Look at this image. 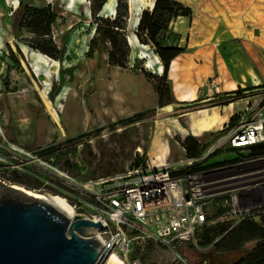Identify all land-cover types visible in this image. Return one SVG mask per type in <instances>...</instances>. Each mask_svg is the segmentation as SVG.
<instances>
[{"label":"rangeland","instance_id":"obj_1","mask_svg":"<svg viewBox=\"0 0 264 264\" xmlns=\"http://www.w3.org/2000/svg\"><path fill=\"white\" fill-rule=\"evenodd\" d=\"M28 1L34 0H0V39L1 35L13 39V13L19 9V2ZM44 1L38 3L43 5ZM55 1L56 11L62 15L61 2ZM150 1L127 0L130 12L126 34L132 51L126 69L108 64L107 52L100 54L101 64H98L99 56L86 57L96 33L93 18L86 14L89 3L83 6V15L65 13L54 26V37L63 48L64 58L54 61L28 52L23 69L12 73L9 89L3 81L7 76L6 65L13 62L7 46L0 50V180L43 195L49 201H62L70 207L78 203L79 208L70 210L74 216L95 217L96 211L80 208L86 199L85 185L90 181L117 178L135 169L185 157L180 131L186 128L194 132L198 122L212 129L220 126L230 112L240 118L237 124L264 114V90L245 92L230 107L224 104L234 96L229 99L224 93H209L201 97L202 90H198L192 101L182 102L175 97L170 77L174 103L159 108L156 82L142 72L159 75L158 55L152 44L141 43L137 36L138 18L142 11L150 10ZM19 36L28 35L23 31ZM135 36L140 43L137 40L133 49L131 41ZM178 42L167 39L165 44L178 45ZM12 46L16 50V41ZM215 63L213 57V64H206L219 72L225 86L227 68L225 64ZM197 64L200 66L199 61ZM47 103L58 120L48 110ZM213 107L223 108L208 110ZM192 112L196 113L188 116ZM227 126L229 123L224 129ZM217 137L218 133H205L198 139L209 144ZM261 210L260 214L253 211L245 218H230L205 228L198 237V254L215 264L236 262L258 243L255 239L260 234L258 230L264 229V207ZM224 215L225 211L216 210L213 219ZM214 226L226 228L215 237V242L227 244V249L233 246L242 249L224 253L212 246L203 247L201 241L207 229ZM244 237L248 240L242 241ZM191 247L195 248L192 244H184L178 251L137 247L130 258L141 256L145 264H172L181 255L182 264H196L201 260L193 256Z\"/></svg>","mask_w":264,"mask_h":264},{"label":"built area","instance_id":"obj_2","mask_svg":"<svg viewBox=\"0 0 264 264\" xmlns=\"http://www.w3.org/2000/svg\"><path fill=\"white\" fill-rule=\"evenodd\" d=\"M208 87L217 91L218 80L210 79ZM263 148L264 114H260L218 135L197 157L186 153L176 161L90 181L80 208L98 216L83 217L103 224L97 235L125 264H145L141 256L130 258L137 247L199 248V234L208 226L262 212L264 153L259 151ZM220 156L224 158L216 160ZM71 208H79L78 203ZM216 210L226 215L214 220Z\"/></svg>","mask_w":264,"mask_h":264},{"label":"crops","instance_id":"obj_3","mask_svg":"<svg viewBox=\"0 0 264 264\" xmlns=\"http://www.w3.org/2000/svg\"><path fill=\"white\" fill-rule=\"evenodd\" d=\"M111 1L108 0L104 6L101 12L102 16L109 17L116 13L115 2L117 1H112V6L110 5ZM175 1L192 8L194 13L192 18H178L171 26V30L181 36L178 45L186 48V52L172 62L169 75L173 84L172 87L175 97L179 101H192L198 95V90H202L200 92L202 94L201 97H204L203 94L208 95L211 93L216 95L236 91L239 87L249 88L264 84V0ZM55 2V0H45L43 2L44 4L40 5L38 0H34L26 3L19 2L18 5L20 6L21 3H24L38 8H44L52 4L56 10L54 6ZM60 2L63 8L62 15L73 11L72 13L78 17L83 15V6L86 3L90 4L88 0H60ZM155 3L156 0L150 1V10L154 8ZM86 14L92 18L91 6L87 7ZM142 14L143 11L138 18L137 26L139 25ZM59 15L58 21L62 17L60 13ZM1 36L0 50L7 46V44L12 46L14 41H16V50L13 46L12 48L16 55L18 54L17 57L21 61V69H23L24 58L28 57V52L34 55L40 54L33 51L21 40L28 36L16 38V35H14L13 39H6L3 35ZM137 40L138 38L135 36L134 41H131L133 49ZM138 43H140L139 40ZM168 45L173 46L172 43ZM17 47L20 48L24 57L19 54ZM213 57H215V65L218 63L225 64L227 68V78L225 79L227 82L225 83L226 85L224 84L225 86H223V80L220 78L219 72L212 71V69L207 67L208 63L213 64ZM157 58L160 62L158 74L161 75L164 66L160 58L158 56ZM197 61H199L200 66H198ZM213 78H216L219 83L217 91H211L208 87L209 80ZM231 105L233 104H230L228 107ZM222 108L213 107L208 110L211 112L214 110L222 111ZM195 113L192 112L188 116H192ZM233 115L230 112L220 126L212 129L210 126L201 124V122H198L197 127L195 126L197 130L194 132L185 128L183 131H180L182 139L184 141L189 137L198 139L205 135V133L217 134L230 122ZM184 116L186 117L187 115Z\"/></svg>","mask_w":264,"mask_h":264},{"label":"trees","instance_id":"obj_4","mask_svg":"<svg viewBox=\"0 0 264 264\" xmlns=\"http://www.w3.org/2000/svg\"><path fill=\"white\" fill-rule=\"evenodd\" d=\"M91 4L93 25L95 26V36L91 40L89 50L86 54L87 58L93 59L99 56L98 64H101L100 54L102 52L108 53V64L126 69L130 62L131 46L126 34L127 23L129 18V4L127 0H118L115 16L105 17L101 15L104 6L108 0H88ZM193 9L179 3L175 0H156L155 6L152 10L143 12L137 29V36L141 43L152 44L155 47V52L159 56L164 66L163 75L149 73L143 70V74L149 79L156 82L154 89L159 96V108H165L172 105L174 99L171 95L169 84V75L172 62L186 52V48L179 45L169 46L165 44L168 39H174L176 42L180 40L181 36L171 30L172 23L180 17H193ZM13 30L16 38H20V34L25 31L28 37L21 39L33 51L38 52L54 61H61L64 58L63 48L59 47L54 37V26L57 24L60 17L59 13L54 9L52 4L44 8H38L31 5L21 3L19 9L13 13ZM169 33L168 36H165ZM165 36V37H164ZM10 59L13 64H7V76L3 84L9 89L11 86V75L14 70L22 68L21 61L14 52L12 46L7 44ZM18 52L23 57V53L19 47ZM264 90V84L242 88L239 87L236 91L224 93V97L228 98L234 96L230 102L224 105H230L238 98H241L243 93L254 90ZM264 104V103H263ZM240 121V118L234 115L230 122L229 128L235 126ZM229 128L221 130L218 135L223 134ZM208 144L203 143L199 139L187 138L184 141V149L189 157L199 156ZM264 153V148L259 151ZM226 228L223 226H214L207 229L204 240L201 241L203 247L212 246V249L218 252H235L240 251L241 246H233L227 249L228 245L223 242H215L217 236L224 233ZM259 236L257 245L251 251H247L241 255L238 260L232 264H264V229L258 230ZM244 237L242 241H247ZM193 256L196 259V264L207 262L208 264H215L209 262L207 256L199 255L196 248H190ZM210 259V257H209ZM172 264H182L180 259L174 260Z\"/></svg>","mask_w":264,"mask_h":264},{"label":"water","instance_id":"obj_5","mask_svg":"<svg viewBox=\"0 0 264 264\" xmlns=\"http://www.w3.org/2000/svg\"><path fill=\"white\" fill-rule=\"evenodd\" d=\"M102 229L0 180V264H112Z\"/></svg>","mask_w":264,"mask_h":264},{"label":"bare ground","instance_id":"obj_6","mask_svg":"<svg viewBox=\"0 0 264 264\" xmlns=\"http://www.w3.org/2000/svg\"><path fill=\"white\" fill-rule=\"evenodd\" d=\"M47 106H48V110L50 111V113L56 118V120H58V118H57V116H56V113L53 111V108H52V106L49 104V103H47ZM14 147H16V148H18L17 146H14ZM19 149V148H18ZM18 189H23V190H25L27 193H29L30 195H32V196H34V197H38V198H42V199H46L43 195H40V194H38V193H34V192H32V191H28V190H26L25 188H22V187H20V186H16ZM48 200V199H47ZM51 202H53V201H51ZM53 203H55L58 207H60L63 211H65L67 214H69V215H71V216H74V213L72 212V211H70L71 210V207L70 206H68L66 203H64V202H62V201H60V202H58V201H55V202H53ZM103 239V238H102ZM104 240V239H103ZM105 241V240H104ZM109 260L108 261H110L112 264H125V262L118 256V255H116L115 253H110L109 254V258H108Z\"/></svg>","mask_w":264,"mask_h":264}]
</instances>
